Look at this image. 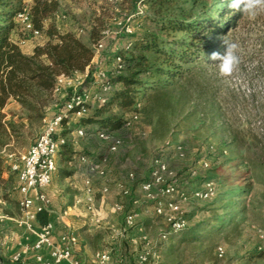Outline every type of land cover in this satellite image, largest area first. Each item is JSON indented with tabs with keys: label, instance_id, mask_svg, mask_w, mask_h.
Instances as JSON below:
<instances>
[{
	"label": "rangeland",
	"instance_id": "1",
	"mask_svg": "<svg viewBox=\"0 0 264 264\" xmlns=\"http://www.w3.org/2000/svg\"><path fill=\"white\" fill-rule=\"evenodd\" d=\"M55 1L57 10L46 24L54 23L60 32L76 33L96 52V59L86 72L77 75L76 88L62 87L52 94L46 114L52 117L63 112L65 102L73 93L98 94L100 81L95 76L96 70L103 68L109 77H114L116 53L129 42L134 47L135 40L143 38L145 41L149 35H158L159 39L167 41L182 39L196 43L203 35L164 31L165 24L173 18L195 19L203 11L206 16L202 19L207 23L216 18L227 0H168L163 5L155 0ZM221 36L238 43L241 58L239 67L227 78L221 77L215 62L208 59L216 51L214 48L221 47L219 52L224 51L222 41L218 39ZM21 37L26 42L25 48L44 44L46 40L44 35L34 37L29 33H23ZM208 41L209 50L200 53L180 79L163 89H140V103L134 107L122 110L113 101L103 108L100 118L138 116L130 128L109 130L120 144L113 154L105 153L108 155L106 165L108 169L121 166L110 171L109 184L125 183L127 174L132 172L136 180L127 181V187L132 197L141 198L139 184L149 180L155 161L162 160L169 170L165 185L176 184L190 195L187 201L179 202L180 212L176 216L181 217L189 228L195 229L206 222L211 216L209 208L219 198L222 205L234 207L228 218L240 211L231 226L222 227L216 221L197 233L202 238L210 236L216 248L222 247L223 257L217 256L216 249L198 255L197 241L189 244L164 240L157 243L158 248L163 246L159 264H264V13L255 19L241 14V19L226 34L220 33ZM133 52H125V56ZM96 109V105H92L88 117L94 116ZM1 113L3 122L15 125L17 129L10 136L0 137L4 143L0 151L1 196L14 203L15 188L19 183L11 164L22 162L45 123L44 120L28 119L15 103L8 104ZM22 120L23 127L19 125ZM79 129L91 134L88 137L90 146L108 147L103 139L98 138L101 131L98 125L86 121L70 119L69 124L62 125L58 135L65 136L69 146ZM179 146L181 150H178ZM63 158L64 155L60 160L57 157L60 168L64 165ZM248 170L253 185L245 195L240 192L244 180L238 175L247 178ZM158 188L160 190L163 185ZM97 189L100 190L99 181ZM112 191L113 194L111 191L105 195L100 191L96 193L97 205L108 215L116 214L112 204L108 205L110 197L114 202L121 199L116 189L112 188ZM201 191L207 193V197L193 196ZM144 199L141 204L157 216L154 213L156 202ZM18 210L20 213L19 205ZM221 213L218 210V214ZM169 214L163 217L164 220L153 216L149 222L151 229L168 233ZM107 219L104 217L102 227L95 229L105 238L111 236L112 231ZM205 249L206 245L198 251L204 252Z\"/></svg>",
	"mask_w": 264,
	"mask_h": 264
},
{
	"label": "trees",
	"instance_id": "2",
	"mask_svg": "<svg viewBox=\"0 0 264 264\" xmlns=\"http://www.w3.org/2000/svg\"><path fill=\"white\" fill-rule=\"evenodd\" d=\"M155 1H158L160 5L168 2V0ZM229 2L230 0H227L218 10L216 18L207 23L205 19H202L206 16V12L203 11L195 19L173 18L165 24L164 31H186L203 35L202 38L196 40V43L185 42L182 39L167 41L159 39L158 35H149L145 41L143 38L135 40L136 42L133 41L136 43L134 47L131 44L130 47L127 45L120 49L116 55L122 57L124 69L120 73H115L114 77H109L114 89L108 95V102L103 106L96 105L94 116L83 118L81 121L96 124L101 131H115L124 128L127 121L125 118H100L103 108L113 101H116L122 110L134 107L140 103V89L147 87L154 90L163 89L183 77L189 71V65L196 62L198 55L209 50L208 40L220 33L226 34L241 19V13H234L228 8ZM27 7L33 28L46 39L44 44L34 47L32 55L24 54L20 45L11 38L15 32L24 40L21 35L29 33L16 20L18 14ZM56 10L55 0H0V137L10 136L11 133L17 132L15 125L3 122L1 111L8 104L15 103L20 106L30 120L43 121L46 118L51 96L55 93L57 79L83 73L92 63L94 54L88 43L72 31L60 32L54 23L46 24L50 15ZM215 49L220 51L221 47ZM128 51L134 52L130 56H125V52ZM125 72L126 74H123ZM67 121L64 119L62 125ZM19 125L21 127L25 125L23 120ZM3 145L0 138V151ZM65 146L66 144H63L61 147ZM245 175L247 178L240 174L238 177L244 180L240 192L246 195L251 191L253 182L249 176L251 175L250 170ZM215 183L220 184L221 182ZM219 199L215 200L209 208L211 216L206 222L199 224L195 229L185 226L178 231L169 230L168 233L162 234L166 237L165 241L189 244L197 241L196 252L201 256L214 251L216 246L214 242H211L210 236L202 238L198 236V231L216 221H219L222 227L231 226L240 213L237 210L231 218H228L234 207L231 204L222 205V200ZM218 210L222 211L220 215ZM37 218L42 226L49 223L45 211L38 213ZM205 245L204 252H199L198 250ZM162 247H159L161 255Z\"/></svg>",
	"mask_w": 264,
	"mask_h": 264
},
{
	"label": "crops",
	"instance_id": "3",
	"mask_svg": "<svg viewBox=\"0 0 264 264\" xmlns=\"http://www.w3.org/2000/svg\"><path fill=\"white\" fill-rule=\"evenodd\" d=\"M11 38L20 45L23 53L26 55H32L34 47L38 45L27 46L25 48L26 42L15 32ZM51 117L47 115L44 120ZM69 121H67L68 124ZM80 130L84 132L83 136L79 135ZM103 132H107L108 134V140L103 139L108 145L106 149L98 144L94 147L90 146L88 137L91 134H86L83 129L77 130L76 136H73L74 140L69 145L71 147L68 146L65 136H59L65 140L67 146L60 147L57 156L60 160L64 155V165L63 168H60L57 161V171L53 176L51 184L46 189V193L51 201L50 207L46 212L49 222L54 226L53 240H59L60 236L65 233L66 227H71L78 238V243L73 249L72 260L64 261L61 264H72L74 261L78 262V264H141L140 256L151 250L159 251L157 243L162 242L161 231L159 232L158 229L152 230L150 227V219L155 215L153 212H149V207L141 204V201L145 200L144 198L147 201H151L141 186L150 180V175L149 180L139 184L138 190L141 198L132 197L131 192L129 196L123 194L124 188L130 191L126 182L136 180L135 174L132 172L127 174L128 180L125 183L118 182L111 186L108 179L110 171L119 169L121 166H117L116 168L111 166L108 169L106 165L108 155L105 153L113 154L116 152L117 150L112 151L111 148L119 140L111 132L102 130L98 133L100 141L102 139L100 134ZM98 181L100 182V190L97 189ZM112 188L116 189L121 199L114 202V199L110 197L111 202L108 205L112 204L114 209L116 204H121L123 205V209L115 211L116 214L108 215L101 206L97 205L96 193L100 191L105 195L111 191L113 194ZM15 189L14 203L9 202L1 196L0 190V264H39L37 261L38 256H41L45 261H51L50 250L48 248L44 247L40 252L32 249L37 240L38 233L43 228L38 218L32 222L31 230L20 225L17 185ZM88 190H90L93 198L94 212L89 210L85 200L78 205L74 203L75 198L85 197ZM152 193L157 196V199H160L158 187H154ZM131 207L139 208L140 210L135 211ZM130 213H135L136 215L134 226L132 227H128L125 222L126 216ZM104 217H108L107 222L112 229L111 236L106 238L102 232L95 230L102 227ZM155 217L164 220L163 217ZM99 254H106L109 259L102 263L97 258ZM17 255H20V257L16 258Z\"/></svg>",
	"mask_w": 264,
	"mask_h": 264
},
{
	"label": "built area",
	"instance_id": "4",
	"mask_svg": "<svg viewBox=\"0 0 264 264\" xmlns=\"http://www.w3.org/2000/svg\"><path fill=\"white\" fill-rule=\"evenodd\" d=\"M17 22L24 28L26 32H29L34 37L41 36V33L35 30L32 26L31 15L28 7L16 18ZM128 32H130L127 29ZM100 44V42H98ZM101 46V45H100ZM131 44H128L130 47ZM97 51V49H96ZM93 60L96 59V52L93 50ZM89 68V67H88ZM124 69V63L121 56H116L115 59V73H120ZM86 72V71H85ZM81 73H75L71 77H59L56 82L55 93L59 92L62 87L64 88H76L75 82L77 75ZM95 76L100 81V91L94 96L86 93L75 92L65 102L63 106V112L57 116H53L44 120V127L34 144L29 148L26 155L23 157L21 163H15L12 165L11 170L17 175L18 178V193H19V208H20V225L27 229H32V222L37 220V214L43 211H47L50 207L51 201L46 193L47 187L51 184L53 176L57 171V156L60 147L65 144V140L60 138L58 132L62 127L64 119L67 120H81L87 118L90 115L92 105L103 106L108 102V95L114 89V85L110 81V78L103 68H99L95 72ZM138 116L132 115L127 119L125 128H130L136 122ZM79 135L83 136L84 132L79 131ZM102 139H108L107 132L100 134ZM119 141L111 148L112 151H116ZM181 146L178 150H181ZM84 160V159H83ZM169 173L167 164L162 160H156L150 173V180L143 183L142 190L147 194L150 200L156 202L155 214L159 217H166L167 213H170L167 220L170 222V230L178 231L186 226L184 220L181 217H176L180 212L179 202L187 201L190 198L188 193L180 190L176 184L165 185V177ZM159 190V196L161 199H157L152 193L154 187L162 186ZM90 190L85 197H77L74 200L76 205L81 204L84 200L88 204V208L91 212H94L93 198L90 194ZM195 192L194 197H207V193ZM125 196L130 195V191L126 188L123 189ZM35 209V211H34ZM123 209V205L116 204L114 211H120ZM175 214V216H171ZM135 213H130L126 216L125 222L128 227L134 226ZM65 233H63L59 240L52 239L54 226L52 223H48L37 235V240L32 246V249L40 252L44 247L50 250L51 261H45L41 256L37 257L39 264H61L64 261H71L73 258V249L78 243V238L75 231L71 227H66ZM163 240L166 239L164 235L161 236ZM146 240V238H145ZM27 250V249H25ZM216 254L218 257H223L224 250L222 247L216 248ZM17 255L16 258H19ZM97 258L103 263L109 259L106 254H99ZM161 261V254L158 250H151L145 252L140 256L141 264H159ZM72 264H78L74 261Z\"/></svg>",
	"mask_w": 264,
	"mask_h": 264
},
{
	"label": "clouds",
	"instance_id": "5",
	"mask_svg": "<svg viewBox=\"0 0 264 264\" xmlns=\"http://www.w3.org/2000/svg\"><path fill=\"white\" fill-rule=\"evenodd\" d=\"M228 8L234 13H241L249 19H255L260 13H264V0H230ZM222 41L224 51H214L208 57L215 62L218 74L223 77H231L241 63L239 45L230 42L225 36L218 37Z\"/></svg>",
	"mask_w": 264,
	"mask_h": 264
}]
</instances>
